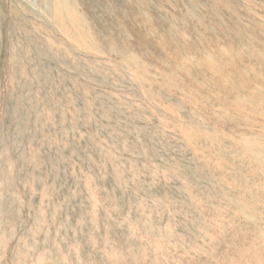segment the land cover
Here are the masks:
<instances>
[{"label": "rangeland", "instance_id": "374dc122", "mask_svg": "<svg viewBox=\"0 0 264 264\" xmlns=\"http://www.w3.org/2000/svg\"><path fill=\"white\" fill-rule=\"evenodd\" d=\"M0 264H264V0H0Z\"/></svg>", "mask_w": 264, "mask_h": 264}]
</instances>
